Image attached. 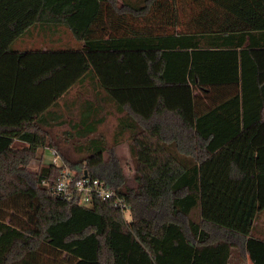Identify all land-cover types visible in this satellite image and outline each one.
<instances>
[{"label": "trees", "instance_id": "obj_1", "mask_svg": "<svg viewBox=\"0 0 264 264\" xmlns=\"http://www.w3.org/2000/svg\"><path fill=\"white\" fill-rule=\"evenodd\" d=\"M59 25L80 45L13 47ZM86 82L123 113L114 144L128 142L136 185L105 161L94 125L75 131L87 155L61 164L106 180L131 219L48 189L62 165L40 152L56 145L46 113ZM221 84L241 94L203 112L195 92ZM253 106L264 109V0H0V264H264V113Z\"/></svg>", "mask_w": 264, "mask_h": 264}, {"label": "crops", "instance_id": "obj_2", "mask_svg": "<svg viewBox=\"0 0 264 264\" xmlns=\"http://www.w3.org/2000/svg\"><path fill=\"white\" fill-rule=\"evenodd\" d=\"M60 26H54V30L58 31ZM65 27V26H63ZM52 29V28H51ZM43 30V32L47 33L49 30ZM42 30V29H41ZM30 33V30L25 34ZM51 47V46H50ZM48 46L42 47H33L30 46L28 48H20L17 49H47L50 48ZM59 48V47H57ZM77 90L83 94L85 89L88 91V94L84 95L82 100L79 101V96L76 98L69 99L67 98L68 94L72 91V89L76 88ZM68 94L65 95L62 99H60L59 104L53 108H51L45 116L46 122L45 126L49 129L55 140L56 145L52 148L50 145H45L44 148L40 149V152L44 155V158H53V150L58 152V160L63 161L62 151L60 146H58V142L55 139L54 134L60 135L61 141L62 138L68 136L71 131L75 133L77 129L83 128L84 125L88 127H92V125L96 126V133L99 131V126L104 123L108 116H114L116 127L118 126L119 118L123 116L116 104L103 92H99L98 89H95L93 85L89 82L84 84L77 85L73 87ZM241 85L238 86L230 85V84H221L219 86L213 87V85L203 86L202 89H197L195 92L196 95H200V103L201 109L203 112L213 108L214 106L221 105L224 102L234 98L237 94H241ZM78 95V93H77ZM89 105V111L85 112L83 107ZM261 111L264 113L263 108L259 107H250L248 108V112L254 114L256 112ZM115 127V129H116ZM60 129V133H55ZM96 133L91 134L90 137H96ZM76 134V133H75ZM123 143V142H122ZM121 144V143H120ZM118 144V145H120ZM26 145V143H24ZM23 145V146H24ZM57 148V149H56ZM130 153V152H129ZM48 154V156L46 155ZM50 162V161H49ZM254 229L255 236L264 238V210L258 214L257 218L254 221ZM237 264H253L250 259L247 261L240 260Z\"/></svg>", "mask_w": 264, "mask_h": 264}, {"label": "rangeland", "instance_id": "obj_3", "mask_svg": "<svg viewBox=\"0 0 264 264\" xmlns=\"http://www.w3.org/2000/svg\"><path fill=\"white\" fill-rule=\"evenodd\" d=\"M180 6V5H179ZM179 28V27H178ZM80 45L79 42L75 40V38L72 36L70 31L63 26H60V29L57 31L54 30L52 27L51 30H49L47 33L43 32L40 27L34 26L30 29V33H27L23 35L21 38H19L14 44L13 47L16 48L17 46L20 48H28L30 46L33 47H42V46H48V47H76ZM78 93V95H77ZM85 94H88V91L85 89V92L81 94L77 87L72 89V91L68 94L67 98L72 99L79 96V101L82 100L83 96L85 97ZM115 119L114 116H108L107 120L102 123L99 126V131L96 133V136H101L106 141V152L104 154V159L106 162H111L112 159H117L119 164L122 166L124 170V174L127 178V184L129 186H135V180H134V166L131 160V156L129 153V145L128 142L124 141L120 145L114 144V133H115ZM60 129L56 131L55 133H60ZM55 139L58 142V146H60V149L65 157L68 158L70 161H78L80 158H83L87 154L84 151H77V142L81 143L85 141V138H79L77 134H75L73 131L68 134V136L64 137V140L62 138V141L60 140L62 136L55 135ZM82 140V141H80ZM17 145L23 146L24 142L17 141ZM48 156V154H46ZM46 162L51 161V159L44 158ZM61 163V160H59ZM40 163L33 162L30 165L31 170H37L39 168ZM127 219H131L130 213L126 214Z\"/></svg>", "mask_w": 264, "mask_h": 264}, {"label": "built area", "instance_id": "obj_4", "mask_svg": "<svg viewBox=\"0 0 264 264\" xmlns=\"http://www.w3.org/2000/svg\"><path fill=\"white\" fill-rule=\"evenodd\" d=\"M51 162L62 165L56 150H53ZM48 189L56 196L83 206H91L96 199H100L108 201L112 207L125 214L130 213L131 210L127 197L111 187L106 180L94 177L87 171L79 176L75 170L66 165L61 166L57 179L48 185Z\"/></svg>", "mask_w": 264, "mask_h": 264}, {"label": "water", "instance_id": "obj_5", "mask_svg": "<svg viewBox=\"0 0 264 264\" xmlns=\"http://www.w3.org/2000/svg\"><path fill=\"white\" fill-rule=\"evenodd\" d=\"M85 175H87V174H85Z\"/></svg>", "mask_w": 264, "mask_h": 264}]
</instances>
